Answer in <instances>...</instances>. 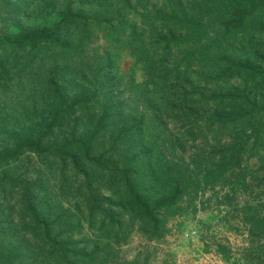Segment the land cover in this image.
<instances>
[{
  "label": "trees",
  "instance_id": "1",
  "mask_svg": "<svg viewBox=\"0 0 264 264\" xmlns=\"http://www.w3.org/2000/svg\"><path fill=\"white\" fill-rule=\"evenodd\" d=\"M218 186L264 264V0H0V264H142Z\"/></svg>",
  "mask_w": 264,
  "mask_h": 264
},
{
  "label": "rangeland",
  "instance_id": "2",
  "mask_svg": "<svg viewBox=\"0 0 264 264\" xmlns=\"http://www.w3.org/2000/svg\"><path fill=\"white\" fill-rule=\"evenodd\" d=\"M120 70L127 80L135 78L137 82H143L146 78L128 52L122 55ZM251 164L255 170L258 168L256 159ZM229 189L228 186L206 189L196 199L199 210L190 209L189 213L172 219L170 232L163 240L148 241L134 233L130 241L120 247V255L128 260L136 258L142 264H246L236 251L247 244L248 234L240 218L233 216L225 199ZM257 194L238 192L233 204L254 199ZM192 229L197 231L196 234L188 236ZM220 242L232 249L231 258L216 251L215 243Z\"/></svg>",
  "mask_w": 264,
  "mask_h": 264
},
{
  "label": "built area",
  "instance_id": "3",
  "mask_svg": "<svg viewBox=\"0 0 264 264\" xmlns=\"http://www.w3.org/2000/svg\"><path fill=\"white\" fill-rule=\"evenodd\" d=\"M196 232H197L196 230L192 229L191 231H188L187 235L188 236H194L196 234Z\"/></svg>",
  "mask_w": 264,
  "mask_h": 264
}]
</instances>
